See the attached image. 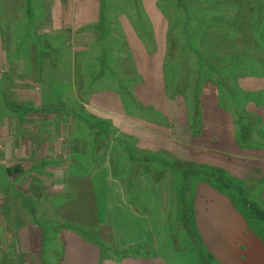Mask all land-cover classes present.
<instances>
[{"label":"rangeland","instance_id":"obj_1","mask_svg":"<svg viewBox=\"0 0 264 264\" xmlns=\"http://www.w3.org/2000/svg\"><path fill=\"white\" fill-rule=\"evenodd\" d=\"M26 1L0 0V262L43 264L40 246L26 242L35 236L24 199L48 236V264L252 261L249 252L246 260L234 253L237 239L218 232L217 215L239 214L244 221L232 230L247 229L246 237L264 244V0H31L32 19ZM61 24L66 38H86L55 40ZM107 59L112 72L102 81L80 82L90 77L86 70L102 72ZM21 103L30 111L20 113ZM52 103L106 122L108 141L66 112L40 113ZM136 130L150 131L154 145L143 147ZM225 152L236 157L224 165L243 192L230 191L232 206L218 205L217 194L213 205L200 199L196 206L198 176L179 168L229 173L213 165ZM18 164L23 173L6 174ZM126 244L127 253L117 251Z\"/></svg>","mask_w":264,"mask_h":264},{"label":"trees","instance_id":"obj_2","mask_svg":"<svg viewBox=\"0 0 264 264\" xmlns=\"http://www.w3.org/2000/svg\"><path fill=\"white\" fill-rule=\"evenodd\" d=\"M27 2V6H28V8L29 9H27V11H28V13H31V15L28 17L29 19H32L34 16L33 15H35L34 13H33V11H31V5H32V1L31 0H27L26 1ZM29 4V5H28ZM42 16V15H41ZM19 23V22H18ZM98 30L100 31V33H102L103 31H104V28L103 27H99L98 28ZM21 35V34H20ZM22 36V35H21ZM103 34H101L100 35V39H103ZM36 38H41V37H36ZM43 43H46V44H44V46L46 45H48V43L47 42H41V43H38V44H43ZM23 45H19V48H21ZM40 49V48H39ZM105 50H107V49H105V48H103V55H104V53H106V54H108L107 53V51H105ZM44 53H42L41 55H43ZM40 54H38L37 55V59H40V61H42V58H41V56H39ZM43 57V56H42ZM90 60V58L88 59V61ZM203 59H201L200 60V62L201 63H203L204 65H206L207 66V64L209 65V66H211L213 69L215 68L214 66H213V64H211V63H207V61H202ZM52 62V61H51ZM111 62L112 61H110V60H108L107 59V62H105V67H104V69L102 70V72H101V70L100 71H96V72H92L91 70H86V75H87V73H88V75L90 76V77H87L86 78V76H84L81 80H80V82L81 83H86V86L88 87V88H91V87H93L94 85H96L98 82H100V81H102L104 78H105V74L106 73H108V72H112V66H111ZM110 63V64H109ZM87 64V63H86ZM39 68V67H38ZM39 77H41V76H39ZM79 82V83H80ZM152 82V81H151ZM148 87V86H147ZM148 91H149V89H147ZM110 92V91H109ZM113 93V92H112ZM94 94L92 93V94H90V96L92 97ZM116 95V94H115ZM89 96V97H90ZM112 97H114V95L113 94H111L110 93V97H108V99L109 98H112ZM120 97H121V99L123 98V96H122V94H120ZM119 99V98H118ZM121 101V100H120ZM122 101L123 102H125L123 99H122ZM24 105H26L27 106V104L26 103H21L20 104V106L22 107V109L21 108H16V107H14V106H11L10 107V110H11V112H13V113H15V114H17V112L15 111V109H21V112L20 113H26V112H28V111H30V109H27V107L26 106H24ZM56 106V107H55ZM58 107V104H55V103H52V104H50V105H48L46 108H41L43 111H41L40 113H42L43 115H44V113L46 112L47 114H53V115H55V113H57L58 111L59 112H61V111H63V113L64 112H66L67 114H69L68 116H71L72 118H75V120H76V122H78V123H81V124H83L84 126H86L88 129H91V130H94V131H96L97 132V135H95V137L94 138H97L98 137V139L100 138L101 140H103V141H108V138H109V129H107V127H106V122H100V123H94L93 124V122H92V119H94V117H92V116H90V114H88V113H86L85 111L84 112H79L77 109H71V108H69V110L67 109V108H65V107H60L59 106V109L57 108ZM27 109V110H26ZM13 110V111H12ZM68 110V111H67ZM38 112V111H37ZM65 113V114H66ZM186 113H188V111L186 112ZM186 117H187V115H186ZM187 119H188V117H187ZM177 120H179V119H177ZM183 121H184V119H183ZM208 122L209 121H206V124H205V126H204V128H202V130H204V132L206 131H208ZM105 125V126H104ZM186 128V127H185ZM185 128H183L184 130H185ZM191 130V129H190ZM193 131V130H192ZM194 133V132H193ZM106 143V142H105ZM104 143V144H105ZM123 143L124 144H126V142H124L123 141ZM241 143H242V141H241ZM107 145H108V143H106ZM101 145V144H100ZM129 148V146L128 145H126L125 146V148ZM127 148H126V150H127ZM39 149L41 150L42 149V147L41 146H39ZM129 155H130V153H129ZM130 159H134V156L133 155H130ZM179 170H180V172L181 173H184V174H186V173H188V172H191L193 175H197L198 177H195L193 180L195 181V180H197V182H196V184H199L200 182H203V183H205V184H207L208 186H210V187H213L214 189H216V190H219V192H221V193H223L226 197H229V198H231L232 199V196H231V192L233 191V192H236L237 194L238 193H240V192H243V191H241V189H240V185L237 183V182H234V184H232V180H235V181H237V179H234L233 178V176H231L229 173H227V172H225L224 170L222 171V169L221 170H218V168H215V167H212V166H206V165H203L202 167H200V169H198L197 171L196 170H193V171H189L188 169H186V168H184V167H182V168H179ZM222 171V172H221ZM6 174L7 175H9L10 177L11 176H14V175H16V174H21V173H23V169H22V167H21V165L20 164H18V165H16L15 166V168H13V167H8V168H6ZM199 180V181H198ZM229 189H231V190H229ZM231 191V192H230ZM244 191H245V189H244ZM230 193V194H229ZM235 193V194H236ZM24 202H25V206L29 209L28 210V213H29V216L31 217V219H32V222H33V226L32 227H30L32 230V232L34 233L33 235L35 236V239L33 240V238L32 237H29V238H26L27 239V241L26 242H28V243H33V245H36V244H38L39 246H40V253L38 254V253H36V252H38V250L36 251V252H34V255L35 256H37V254L38 255H40V257H41V260H42V263L43 264H48V260L47 259H45V257H43V255H44V253H43V251H46L45 249H46V246H45V248H44V244H46L47 245V237L48 236H46V231H45V228H44V226H41V224H40V221L38 220V218L36 217V210H35V208H34V203H33V201H29V200H26V199H24ZM236 204V203H235ZM247 206H248V208H250V209H254V207L251 205V204H246ZM253 207V208H252ZM262 219H264V216H262L261 217ZM65 221V220H64ZM64 224H66V221L65 222H62L61 223V225L58 223V225L60 226V228H61V230H65L64 228ZM36 226L38 227V229L40 228L41 229V232H39V234H37V233H35V230L34 229H36ZM74 228H75V230L76 231H80L81 229L80 228H82V227H79V226H77V225H74L73 226ZM66 228H69V227H66ZM74 228H70V229H74ZM80 233H81V231H80ZM24 237H26V236H24ZM63 239V238H62ZM85 239V238H84ZM88 242H90V243H92V244H96V243H100V249L102 250V248L103 249H106V248H108V250L110 251H112V252H114V253H117L116 251H114L113 249H111V248H109L108 246H105L102 242H93L92 240H89V239H86ZM64 242V241H63ZM48 246V245H47ZM99 246V245H98ZM27 247V246H26ZM25 248V247H24ZM64 248H65V244H64ZM42 249V250H41ZM52 253V252H51ZM104 253V252H103ZM22 256H23V253H22ZM61 256L63 257V254H61ZM62 257L60 258V260L62 259ZM208 257H210V256H208ZM59 260V261H60ZM57 262H58V260H57ZM0 264H2L1 262H0Z\"/></svg>","mask_w":264,"mask_h":264},{"label":"crops","instance_id":"obj_3","mask_svg":"<svg viewBox=\"0 0 264 264\" xmlns=\"http://www.w3.org/2000/svg\"><path fill=\"white\" fill-rule=\"evenodd\" d=\"M101 1V0H100ZM92 4H94V3H92ZM80 10L82 9H84L85 7H82L81 5L78 7ZM76 9V8H75ZM74 9V10H75ZM60 10V9H59ZM58 10V11H59ZM95 10V9H94ZM63 12V14H64V11H62ZM98 12L99 11H94V14L96 13L97 15H98ZM75 14H76V11H75ZM57 15H58V13H57ZM97 17V16H96ZM57 19L59 20V17H57ZM88 20H89V18H88ZM60 21L62 22V20L60 19ZM53 22H54V20H53ZM64 22H65V20H64ZM17 23V22H16ZM76 24H77V22H76ZM77 26V25H76ZM64 26L61 24V26H58L56 29H58L57 30V33H53V34H55V37H54V35H52L53 36V38L55 39V40H57V38H62V39H71L70 41L73 43V44H76V45H80L83 41V39L84 38H86L85 37V35H86V33H78V34H69V35H67V36H71V38L69 37V38H66L65 36V33H64ZM70 28V27H69ZM71 28H73V26H72V24H71ZM74 30L76 29L75 27L73 28ZM48 31V29H46L45 31H43L42 33H43V35L41 34L40 36L42 37V38H45V40H47V43L49 42L48 41V39H46L48 36H51V34H52V32H50V33H48L47 32ZM27 33H25L24 34V36L25 37H27ZM12 38H13V42H12V44H14V45H16L17 43H19L20 44V42H19V40H18V37L16 36V35H12ZM50 40V39H49ZM73 40H77L78 41V43L79 44H77V43H74L73 42ZM49 44V43H48ZM37 72V71H36ZM29 76H32V73H30V74H28ZM35 75H36V73H35ZM34 76V75H33ZM37 76V75H36ZM43 77H46V75H44L43 74ZM105 93V92H104ZM114 99L116 98L115 96L113 97ZM118 100V99H117ZM149 104H151V103H149ZM112 109V108H111ZM120 111H122V108L120 109ZM215 123V122H214ZM229 126H231V124H229ZM229 130L231 131L232 129H230L229 128ZM155 132V131H154ZM150 134H152L150 131H148V132H143V131H137L136 130V133H134V136L137 138V140L139 141V143H141V145L143 144V147H145V148H148V147H151L150 145L152 144V146L154 145V142H155V140H156V136H155V138H150V137H148V135H150ZM154 135H155V133H153ZM227 137H228V141H233V138H231V137H229V134H227L226 135ZM146 137V138H145ZM222 139V138H221ZM224 139V138H223ZM169 141H171V140H169ZM175 142L176 141V138H173V140L171 141V142ZM221 141H223V140H221ZM149 142H152V143H149ZM224 142V141H223ZM226 153V155H228V156H225L224 154H220L219 155V157H218V159H217V161H216V164H213V165H215V166H219V167H222L223 169H225V170H227L228 172H229V174H232V175H234L233 173H234V171H233V169H232V167H230L229 165V167H227L226 168V166L224 165V162H225V160L226 161H228L229 162V160H227L226 158H232L233 157V155L231 156V155H229L227 152H225ZM189 155H190V153H188ZM236 155V154H235ZM240 155V154H239ZM184 157H186V155H184ZM187 157H188V155H187ZM186 157V158H187ZM223 157V159L221 160V158ZM235 157V156H234ZM254 157H256V156H254ZM188 158H190V157H188ZM246 159V158H245ZM230 160H236V157L235 158H232V159H230ZM255 160H257V159H255ZM263 160V159H262ZM264 161V160H263ZM231 168V169H230ZM251 169V167L250 166H248L247 167V170L249 171ZM263 169H264V167H263ZM233 171V172H232ZM258 172V171H257ZM260 172V171H259ZM263 172V175H264V171H262ZM244 173V172H243ZM249 173V172H248ZM251 173H252V171H251ZM249 175V174H248ZM195 193H196V197L198 196V200H197V203H196V206L199 204V202H200V199H203L204 201H205V204H206V206H207V204H208V202H211V205H213L214 204V202H213V200L211 199V198H213L214 197V194H217V196H218V205H220V206H225V205H228V206H232L233 204L231 203L230 204V202L227 200L228 199V197H226L223 193H216L215 191H214V189L212 188V187H210V186H208L207 184H205V183H203V182H200L198 185H197V187H196V191H195ZM223 196H222V195ZM211 195L213 196V197H211ZM215 197H214V201H215ZM225 203V204H224ZM200 205V204H199ZM235 213V212H234ZM229 215V217H227L226 215H224V213H223V211H222V209L220 210V214H218L217 216H218V218H217V220L219 221V223H220V226L218 225V232H219V230L221 229V232H225V233H228V236L230 237L231 235L233 236V238H235V239H237V240H234V242L232 243V247H233V249H234V253L236 254V249H237V254H239V256L241 257L242 255H244V258H245V260H246V256H247V254H248V252H249V254L251 255V260L252 261H250V262H246V263H244V264H264V244L262 243V242H260L258 239H256V238H254L252 235H251V233H250V235H248V237H246V234L247 233H249L248 231H247V229H245L244 231H242L241 229H238V228H236L235 227V229H237V230H232V223H234L235 221L236 222H238V223H241V221L243 222L244 221V219H243V217L242 216H240L239 214H237V213H235V214H228ZM208 214H206V213H204V214H202L201 215V220H208ZM224 216H226V218H225V220L224 221H222V217H224ZM204 217L206 218V219H204ZM215 218L214 219H216V216H214ZM224 219V218H223ZM241 227V226H240ZM235 231V233L233 234V232ZM222 236H223V234H222ZM242 236H245V239H247L248 241L247 242H245L244 240L242 241V242H240V241H238V239H240ZM252 240V241H251ZM251 242V243H250ZM225 244V243H224ZM224 244H223V248H222V250L223 249H226V247H224ZM237 244H238V246H237ZM130 247V245L129 244H126V245H124V246H122V248L120 247V248H118L119 250H117V251H121V253H123V251L125 252V253H127L128 252V250H124L126 247ZM111 249H114L113 247L111 248ZM221 251V250H220ZM219 251V252H220ZM218 252V253H219ZM101 253H102V251H101ZM126 259V258H125ZM128 259V258H127ZM241 259V258H240ZM103 262H105L104 264H114V263H117V264H125V262L122 260V261H120V260H118V259H116V258H112V257H105V258H103V260H102ZM150 263H151V261H149ZM158 262H162L160 259H158ZM163 263V262H162ZM100 264H103V263H100ZM138 264H140V263H138ZM164 264V263H163ZM238 264H243V263H238Z\"/></svg>","mask_w":264,"mask_h":264}]
</instances>
